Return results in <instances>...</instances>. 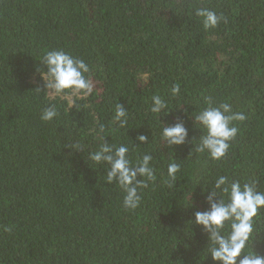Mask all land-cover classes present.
I'll list each match as a JSON object with an SVG mask.
<instances>
[{"label": "trees", "instance_id": "obj_1", "mask_svg": "<svg viewBox=\"0 0 264 264\" xmlns=\"http://www.w3.org/2000/svg\"><path fill=\"white\" fill-rule=\"evenodd\" d=\"M201 8L220 22L205 28ZM50 50L89 66L94 90L77 108L33 91ZM153 95L165 111H150ZM209 102L246 116L232 122L238 132L220 160L195 151L202 129L191 115ZM117 103L128 110L125 128L113 120ZM49 104L58 114L43 121ZM177 117L187 140L166 148L163 124ZM100 137L128 145L133 162L153 157L156 178L135 210L88 160ZM173 159L180 170L169 187ZM219 176L256 180L264 192V0H0V264H218L190 220ZM253 219L245 252L264 255V208Z\"/></svg>", "mask_w": 264, "mask_h": 264}, {"label": "clouds", "instance_id": "obj_2", "mask_svg": "<svg viewBox=\"0 0 264 264\" xmlns=\"http://www.w3.org/2000/svg\"><path fill=\"white\" fill-rule=\"evenodd\" d=\"M196 16L203 18L205 28L215 27L221 17L215 11L201 8L195 12ZM42 67H38V73L43 87L37 86L34 92L46 93L49 97L64 98L68 100L70 108H77V99L87 97L93 93L94 84L85 74L89 73V66L81 58L74 57L63 50L47 51L39 61ZM46 69V70H45ZM180 90L179 84L173 85L171 94L175 96ZM150 111L159 114L166 110L167 104L159 95L151 97ZM171 111H167V116ZM55 104H49L41 112V120L50 121L57 116ZM128 110L117 103L114 110L113 120L118 122L120 128L127 126ZM194 125L202 129V135L198 138L195 151L207 152L213 160H220L227 154L230 142L235 138L238 129L233 126V121H244V113H234L228 102L218 105H209L197 114L191 115ZM163 124V123H162ZM161 138L165 147L182 145L188 137V129L183 120L177 117L172 124H163ZM98 134L104 132V125L100 124ZM100 137L102 142L96 151L88 154V160L96 165L103 164L106 169V182H115L125 195L123 207L126 210H135L141 202L140 190L147 187V182L155 180L154 169L150 162L153 157L150 154L143 155L133 162L129 157V147L126 144L115 145L107 143ZM137 143H147L146 135H138ZM74 150L83 151L80 145H74ZM180 165L173 159L167 166L169 187L176 180V173ZM205 195L207 205L204 211H195L191 224L201 226L207 233L212 247L209 249L212 261L218 264H264V255L254 251L245 252L253 239L254 217L258 211L264 208V192L257 190V181L241 184L239 181L229 183L226 176L215 179L211 188L201 190ZM192 194V193H191ZM228 224L226 234L222 231ZM7 230V229H6Z\"/></svg>", "mask_w": 264, "mask_h": 264}]
</instances>
